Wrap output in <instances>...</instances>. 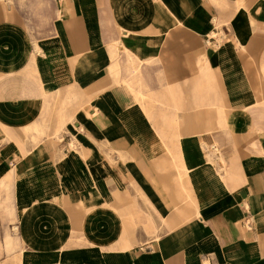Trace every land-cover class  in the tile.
Segmentation results:
<instances>
[{
  "label": "crops",
  "instance_id": "0c3cea01",
  "mask_svg": "<svg viewBox=\"0 0 264 264\" xmlns=\"http://www.w3.org/2000/svg\"><path fill=\"white\" fill-rule=\"evenodd\" d=\"M0 264H264V0H0Z\"/></svg>",
  "mask_w": 264,
  "mask_h": 264
},
{
  "label": "built area",
  "instance_id": "2783aa9c",
  "mask_svg": "<svg viewBox=\"0 0 264 264\" xmlns=\"http://www.w3.org/2000/svg\"><path fill=\"white\" fill-rule=\"evenodd\" d=\"M245 223H246L247 225H249V224H250V219H246V220H245Z\"/></svg>",
  "mask_w": 264,
  "mask_h": 264
}]
</instances>
